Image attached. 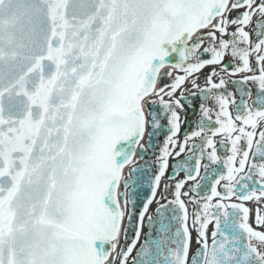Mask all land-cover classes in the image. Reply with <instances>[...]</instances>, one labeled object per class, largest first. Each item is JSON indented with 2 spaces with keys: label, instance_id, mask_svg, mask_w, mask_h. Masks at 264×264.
<instances>
[{
  "label": "snow or ice",
  "instance_id": "snow-or-ice-1",
  "mask_svg": "<svg viewBox=\"0 0 264 264\" xmlns=\"http://www.w3.org/2000/svg\"><path fill=\"white\" fill-rule=\"evenodd\" d=\"M0 264H264V0H0Z\"/></svg>",
  "mask_w": 264,
  "mask_h": 264
},
{
  "label": "flooded vegetation",
  "instance_id": "flooded-vegetation-1",
  "mask_svg": "<svg viewBox=\"0 0 264 264\" xmlns=\"http://www.w3.org/2000/svg\"><path fill=\"white\" fill-rule=\"evenodd\" d=\"M235 79V78H234ZM229 89L230 90H234V86L232 85H229ZM237 99H239V96H237ZM183 103V101H182ZM198 104H199V100L198 98L193 100V105L194 107L193 108H190L188 106V104H185V111L183 113H181V119L183 121L185 115H187L188 117V120L190 121V123L192 125H194L196 119H197V114H198ZM162 123H166L165 121H162ZM189 128V125L188 124H183L182 123V126H181V135L179 137L180 140L183 139V135L184 133L188 130ZM167 134V127H165L163 130H161L159 132V135H154L152 137V146L148 148V152L147 154L144 156V159L143 160H140L139 163L141 165H143L145 163V161H147L149 163V165L152 164V161L155 159V157L157 155H159V149L163 146V142H164V139H165V136ZM148 137L147 135L145 136V141H147ZM176 151H178V149H176ZM221 152H223V150L221 149ZM189 155V153H183L181 154L180 156H175L173 154L172 157H169V168L167 170V174L169 175H175L176 174V171L177 169L175 168V165H177L178 163H182L185 161L186 157ZM137 156L139 157V152L137 153ZM215 167V166H214ZM153 170H154V166H153ZM149 174H151V172H149ZM185 175V173L183 171H179V175H176V179H181L183 178ZM201 175H204V170L203 168L201 169ZM165 182H169L167 181V177L165 178ZM170 183H174V181H170ZM191 183V182H189ZM202 183H205V184H209L210 181H204ZM160 198V193L159 195L157 196V199ZM168 198L171 199V194L169 193L168 195ZM161 203H166V201L164 200H161ZM156 203L154 202L152 205H150V208H149V211H150V214H152L154 216V210L156 208ZM192 206L189 205V213H190V219H191V212H192ZM211 231V226L209 228V232ZM146 232V229L144 228L142 230V233H141V242L145 239L144 237V233ZM193 235L195 236V233H193ZM193 251L195 250L196 248V245L195 243H193ZM137 248H139V244L137 245ZM133 255H135V250L133 252Z\"/></svg>",
  "mask_w": 264,
  "mask_h": 264
},
{
  "label": "water",
  "instance_id": "water-1",
  "mask_svg": "<svg viewBox=\"0 0 264 264\" xmlns=\"http://www.w3.org/2000/svg\"><path fill=\"white\" fill-rule=\"evenodd\" d=\"M149 192H150V189L147 183V178L145 177L144 182L137 189V193H138L137 209L138 210H139V206L141 202L145 199V197L149 194ZM134 223H135V220H134ZM133 233H134V229H130L128 233L130 239L132 238Z\"/></svg>",
  "mask_w": 264,
  "mask_h": 264
}]
</instances>
